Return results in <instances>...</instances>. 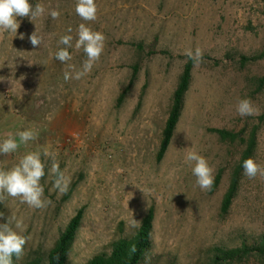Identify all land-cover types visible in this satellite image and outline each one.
Wrapping results in <instances>:
<instances>
[{"label":"rangeland","instance_id":"1","mask_svg":"<svg viewBox=\"0 0 264 264\" xmlns=\"http://www.w3.org/2000/svg\"><path fill=\"white\" fill-rule=\"evenodd\" d=\"M29 2L42 4L44 14L33 21L17 17V34L0 30V141L11 133L20 145L0 153V170L39 152L45 165L40 183L51 204L36 209L3 194L0 223L22 219V231L14 221L11 226L27 238L18 262L49 254L79 210L83 220L68 264L110 254L115 241L137 233L151 208L144 264H212L219 247L264 236V178L249 179L242 167L253 134L250 157L264 165V56L254 58L264 54V0H95V21L81 20L76 0ZM52 9L60 12L58 19L51 18ZM80 23L104 34V50L89 73L66 81L65 71H73L68 65L79 71L86 59L75 48ZM35 30L42 43L33 48L28 36ZM63 35L73 37L67 63L55 58ZM197 47L202 59L194 65L172 143L158 161L173 94L189 60L185 52ZM244 98L256 114H238ZM29 129L37 138L21 143L16 134ZM217 129L239 138L222 139ZM45 149L69 180L62 194L54 188L53 160ZM188 150L207 159L214 180L220 175L215 190L196 186ZM239 166L234 202L222 213ZM222 264H264V257Z\"/></svg>","mask_w":264,"mask_h":264},{"label":"clouds","instance_id":"2","mask_svg":"<svg viewBox=\"0 0 264 264\" xmlns=\"http://www.w3.org/2000/svg\"><path fill=\"white\" fill-rule=\"evenodd\" d=\"M97 4L95 0H76L75 12L82 21H95L97 19ZM45 8L42 4L37 3L35 7L29 0H0V30L9 31L17 34L20 27L17 17H28L33 21L36 17L42 16ZM52 19H58L60 12L56 9L50 11ZM69 33L71 28L67 30ZM78 39L75 43L76 49H83L86 59L83 62L82 69L76 71L74 66L69 64L68 68L73 69L72 72L65 71L64 79H81L91 71L94 64L100 59L104 50L106 37L100 31H94L85 23H80L77 29ZM20 39H24V34H20ZM28 40L33 48L41 45L42 38L38 36L36 30L29 36ZM73 37L71 35H63L60 37L58 44L63 45L55 53V58L62 63H67L72 59L68 48L72 47ZM185 55L199 62L202 59L203 52L197 47L195 51L191 48L187 49ZM237 112L240 116H249L257 113L250 99H240L237 103ZM21 143H27L37 138V134L29 130L18 132ZM16 138L9 133L7 138L0 141V153H13L19 148ZM45 156L52 157V165L50 173L56 176L54 188L58 189L62 194L67 191L69 180L64 173L60 171L59 163L55 155L47 149L44 150ZM185 160L192 164V174L196 177V186L201 190H210L214 183L213 169L209 166L207 159L198 154L195 150H188ZM243 174L249 179L257 176L264 178V165L258 164L252 157L243 161ZM45 165L41 160L39 152L25 153L11 168L0 170V200L4 199L3 194L13 198H19L21 203H26L29 207L43 209L51 204V201L44 198V187L40 183L45 176ZM187 199V198H186ZM15 222V229L23 230V220L17 219L15 216L11 220L0 223V264H13V257L19 259L24 253V245L27 238L20 234V231L14 230L11 226ZM133 227H139V222L132 221ZM135 246L131 249L135 252Z\"/></svg>","mask_w":264,"mask_h":264},{"label":"trees","instance_id":"3","mask_svg":"<svg viewBox=\"0 0 264 264\" xmlns=\"http://www.w3.org/2000/svg\"><path fill=\"white\" fill-rule=\"evenodd\" d=\"M262 56H264V54L255 56L254 58ZM249 59L251 58L244 57L243 61L245 62ZM195 63L196 61L189 58L180 77L179 84L173 94L171 109L163 130L160 149L157 153L158 161H162L164 159L174 138L182 115L185 95L191 84ZM215 132H217L222 137V139L235 141L239 138L238 134L232 133L228 130L217 129ZM254 147L255 134L250 137L248 147L243 154L242 163L245 159L252 155ZM240 170L241 166L237 167L233 173L229 190L223 199L221 207L222 213H228L232 207L238 190ZM219 183L220 175H218L214 180L212 190H215ZM154 217L155 211L153 208H151L134 236L130 238L121 237L112 244V252L110 254L105 252L98 254L87 264H144L145 257L151 245V234L153 230ZM82 220L83 210H79L78 213L71 219L67 229L61 234L55 246L46 256L38 254L25 262H18V259L13 257V264H68L69 249L72 242L76 238V234L82 223ZM133 246H135V252L131 251ZM217 252L219 254L213 257L212 264H222L223 261L241 260L250 255H259L264 257V236L260 237L253 244H247L244 242V244L240 247H219Z\"/></svg>","mask_w":264,"mask_h":264}]
</instances>
